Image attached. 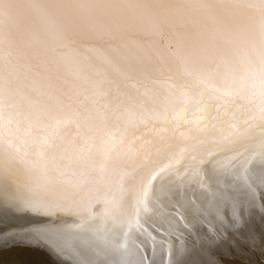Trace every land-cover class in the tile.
I'll use <instances>...</instances> for the list:
<instances>
[{
	"label": "snow or ice",
	"instance_id": "obj_1",
	"mask_svg": "<svg viewBox=\"0 0 264 264\" xmlns=\"http://www.w3.org/2000/svg\"><path fill=\"white\" fill-rule=\"evenodd\" d=\"M149 122L176 144L186 126L219 127L225 148L258 127L259 174L231 175L264 207V0H0V179L24 177L4 207L34 221L0 233V247H51L45 234L63 224L115 264H184L201 235L165 192L207 171L195 159L179 171L195 146L154 156ZM225 197L218 187L197 210L209 245L244 227L237 204L249 201Z\"/></svg>",
	"mask_w": 264,
	"mask_h": 264
},
{
	"label": "bare ground",
	"instance_id": "obj_2",
	"mask_svg": "<svg viewBox=\"0 0 264 264\" xmlns=\"http://www.w3.org/2000/svg\"><path fill=\"white\" fill-rule=\"evenodd\" d=\"M84 47L88 49L95 46L85 44ZM139 55L148 60L151 53L142 50ZM241 123L244 121L242 120ZM141 128L143 129L141 141H146L148 146L152 147L153 155L160 159H165V157L171 159L175 154L185 152V145H188L189 148L195 146L198 149L188 157L187 163L183 167L178 166L181 174L188 170L193 159L202 172L207 171L206 176L202 174L200 177V180H206L207 183L186 182L179 184L178 187L173 186L165 192L167 198L178 202L186 214L196 217L193 219V224L201 235V238L195 234L189 238L190 249L189 253L183 257L184 264H264V207H262L259 198L258 186L257 201L253 207L250 197L236 194L238 191L247 192V188L231 175V173L237 172L240 177H243L245 174L243 169L249 167L255 175L259 174L261 164L258 152L260 144L258 127L256 135L248 143L237 145L234 148L222 146V130L219 127H209L193 137L187 131L186 126L183 129L185 136L180 138L179 144L173 142L172 131L163 125H153L149 122L148 126L141 125ZM232 131H236V128L233 127ZM176 136L179 137V133H176ZM165 162L167 161L165 160ZM118 166L123 167V162H118ZM132 182L133 177H128L126 186L131 185ZM23 183L24 177L20 173H13L5 179H0V233L8 229L26 228L34 223L31 217L7 211L4 207L5 195L14 192L17 184L22 185ZM218 187L225 188V198L228 200L243 201L247 199L249 202L237 204L245 215L244 227L239 231H229L227 239L209 245L204 242L202 237L209 228L211 217L206 215L201 220L197 210L203 208L206 212L211 211L209 201L215 203L213 196ZM58 227L63 231L56 235L45 234V239L52 245L51 247L16 244L14 253L6 251L13 247H0V264H27L28 252L31 247L41 250L40 256L43 255L42 259L45 261L33 264H99V261L115 264L116 257H105L98 253L100 242L92 234L70 231L63 224Z\"/></svg>",
	"mask_w": 264,
	"mask_h": 264
},
{
	"label": "rangeland",
	"instance_id": "obj_3",
	"mask_svg": "<svg viewBox=\"0 0 264 264\" xmlns=\"http://www.w3.org/2000/svg\"><path fill=\"white\" fill-rule=\"evenodd\" d=\"M13 248H10L7 251V253H14V249L16 246H11ZM23 250V249H22ZM24 251V250H23ZM41 250H36V249H33L32 247L29 249V260L27 261V264H33V263H38V262H45L44 259H42V256H40L41 254ZM41 257V258H40ZM37 260V261H36Z\"/></svg>",
	"mask_w": 264,
	"mask_h": 264
}]
</instances>
